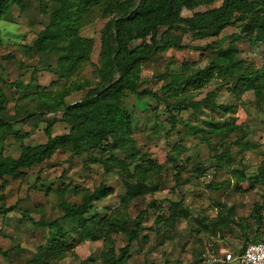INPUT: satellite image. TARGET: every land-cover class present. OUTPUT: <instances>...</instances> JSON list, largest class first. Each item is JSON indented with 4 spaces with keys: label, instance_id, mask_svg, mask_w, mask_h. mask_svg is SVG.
I'll return each instance as SVG.
<instances>
[{
    "label": "rangeland",
    "instance_id": "374dc122",
    "mask_svg": "<svg viewBox=\"0 0 264 264\" xmlns=\"http://www.w3.org/2000/svg\"><path fill=\"white\" fill-rule=\"evenodd\" d=\"M110 1L102 0L86 15L79 33L92 40L93 49L88 61L68 79L56 72L61 43H51L42 53L28 49L54 18L57 5L49 0H23L24 10L10 5L4 11L0 18V158L18 157L22 143L45 142L44 129L53 118V135L69 131V125L60 120L61 113L50 112L41 94L86 82L83 89L64 98L71 104L97 86L100 30L109 18ZM221 1L194 10L188 5L182 13L211 9ZM239 24L226 27L217 37L199 40H191L178 30L176 34L189 47L165 49L141 65L139 89L148 88L158 98L125 95L135 146L149 157L144 162L153 166L148 173L158 186L156 191L124 202L120 173H106L100 164L91 163L90 158L98 155L95 151L74 155L58 150L46 162L26 169L24 178H0V207L14 208L0 211V249L7 252V258L0 253V264H74L82 260L84 264H100L99 255L108 243L103 238H83L86 231L80 223L62 218L59 193L65 188V198L78 204L85 189L91 190L101 182L111 186L114 193L94 202L88 216L95 220L105 216L107 223L113 221L104 232L113 238L117 254L134 229L135 216L155 202L147 210L125 264H199L207 251L216 254L224 248L237 253L250 240L264 239V208L261 213L258 209L264 203V170L260 172L264 161V96L256 100L252 91H246L237 97L235 80L219 74L193 87H163L171 76L184 77L207 66L216 55L214 45L221 39L226 40L225 47L230 42L237 46L245 66L261 67L264 41H251L246 36L231 40V34L240 31ZM208 92L215 93L217 103L233 110L223 112L204 106L202 100ZM173 118L175 127L166 134ZM210 121L223 129L214 131ZM229 124L241 128L228 131ZM126 153L115 151L119 157ZM157 165L162 167L158 169ZM172 210H185L187 216L172 217ZM28 218L46 223L56 220L57 224L53 228L39 227ZM58 229L70 242L61 257L54 256L53 251H42Z\"/></svg>",
    "mask_w": 264,
    "mask_h": 264
},
{
    "label": "trees",
    "instance_id": "16d2710c",
    "mask_svg": "<svg viewBox=\"0 0 264 264\" xmlns=\"http://www.w3.org/2000/svg\"><path fill=\"white\" fill-rule=\"evenodd\" d=\"M49 1L57 5L55 16L38 33L28 49L42 53L51 43H61L56 72L60 78L68 79L90 57L93 49L92 40L81 36L79 30L84 25L86 15L101 4L102 0ZM214 1L111 0L107 5L109 18L100 30L101 65L97 70L99 83L88 90L82 99L71 104H66L64 98L73 91L83 89L86 82L82 84L74 82L52 94H41V100L50 112L61 113L60 120L69 125V131L53 135L52 125L55 121L53 118L46 123L45 142L36 145L22 143L18 157L0 158V178L3 176L24 178L26 169L46 162L58 150H68L74 155L82 153L91 155L95 151L98 155L90 158L91 163L100 164L106 173L113 170L120 173L125 188L124 202L156 191L158 186L152 181L153 175L148 173L153 166L144 162L149 157L140 154L135 146L132 115L124 105L127 93L138 98L147 96L158 98L157 93L148 88L139 89L141 65L144 60L168 48L189 47V44L183 43L182 36L176 34L178 30H181L183 35L188 34L191 40H199L217 37L226 27L239 22L240 31L231 34V40L246 36L251 41H264V0H222L219 6L211 9L193 11L190 15L182 13L188 5L194 10L201 5L209 6ZM10 5H16L20 10H24L23 0H0V18ZM225 42L226 40L221 39L214 45L217 52L207 66L198 68L184 77L171 76L168 84L163 87H193L219 74L235 80L233 90L237 97L246 91H252L256 100L260 99L264 96V64L258 68L245 66L238 56L237 46L230 42L225 47ZM184 67L187 68V64H184ZM15 83L14 86L17 84ZM1 98L3 99V96L0 91ZM202 102L211 110L223 112L233 110L232 106L217 103L214 92H208ZM209 123L214 131L223 129V126L217 127L212 121ZM2 126L3 122L0 119V127ZM174 127L173 118L166 134ZM240 128L241 125L235 124L226 127L228 131ZM175 148L180 149L179 146ZM117 150L127 153L124 157H119L115 154ZM262 166L260 172L264 170V161ZM157 167L160 169L162 166ZM239 179L243 180L244 176L240 175ZM113 193V188L103 182L91 190L85 189L78 204L70 203L65 198V188L59 193L62 218L80 223L86 231V234L82 232L83 238L90 240L103 238L108 243V247L99 255L100 264H125L133 242L139 238L138 232L142 228V221L148 208L155 205V202H150L138 212L133 219L134 229L128 234L126 244L120 247L117 254L112 245L113 238L104 232L106 225L113 224V221L107 223L105 216L97 220L88 216L94 202L101 201ZM263 208L264 203L258 207L260 213ZM13 209V206L0 207L1 212ZM170 215L187 216L185 210L179 212L172 210ZM24 216L26 217V214ZM30 220L39 227L53 228L57 224L56 220L49 223ZM69 243L65 233L58 229L47 239V245L42 251H53L54 256L61 257ZM0 253L7 258L6 251L0 249ZM84 263L85 260H82L74 264Z\"/></svg>",
    "mask_w": 264,
    "mask_h": 264
},
{
    "label": "built area",
    "instance_id": "2783aa9c",
    "mask_svg": "<svg viewBox=\"0 0 264 264\" xmlns=\"http://www.w3.org/2000/svg\"><path fill=\"white\" fill-rule=\"evenodd\" d=\"M264 264V239L250 240L237 253L220 248L216 254L208 251L202 255L199 264Z\"/></svg>",
    "mask_w": 264,
    "mask_h": 264
}]
</instances>
